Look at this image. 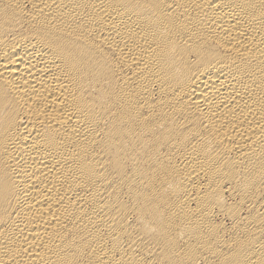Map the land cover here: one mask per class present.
I'll list each match as a JSON object with an SVG mask.
<instances>
[{
	"label": "bare ground",
	"instance_id": "bare-ground-1",
	"mask_svg": "<svg viewBox=\"0 0 264 264\" xmlns=\"http://www.w3.org/2000/svg\"><path fill=\"white\" fill-rule=\"evenodd\" d=\"M0 264H264V0H0Z\"/></svg>",
	"mask_w": 264,
	"mask_h": 264
}]
</instances>
